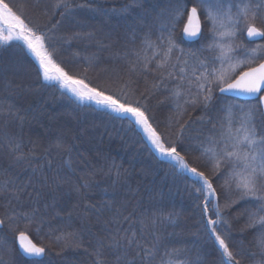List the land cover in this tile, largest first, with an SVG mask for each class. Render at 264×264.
Instances as JSON below:
<instances>
[{"label":"trees","instance_id":"trees-1","mask_svg":"<svg viewBox=\"0 0 264 264\" xmlns=\"http://www.w3.org/2000/svg\"><path fill=\"white\" fill-rule=\"evenodd\" d=\"M6 2L19 6L18 14H23L26 22L43 25L47 21V17L41 14L43 9L35 6V0ZM53 2L54 0H41L42 4L50 5ZM88 2L90 0H69L71 4ZM139 2L144 4V8L135 6L137 0H95L93 7L99 11L87 8L70 10L57 26L55 35L48 33L51 37V42L46 41L48 50L58 56L61 67L69 75L85 79L86 83L92 87H100V90L108 87V94L120 91L123 88L122 81H109L100 69L108 65L123 68V61L117 60L114 53L122 54L132 35L139 37L142 35V27L152 26L150 20L138 26L144 9L147 8L154 16L160 9L168 7L170 0ZM125 5L130 7L125 10ZM191 6L190 3L189 8ZM201 16L204 20L203 13ZM59 19L61 18L57 14L55 20ZM81 21L85 23L81 24ZM185 21L186 18L176 25V44L186 52H197L201 59L205 56L210 59L212 53L205 52L201 55L198 51L209 42L205 33L195 42L183 38ZM257 26L261 27V24L257 22ZM77 31L110 34L112 50L99 51L83 40H72L69 43L68 37ZM152 38L155 39V35ZM242 40L246 45H254L246 39ZM259 43L264 45V39ZM93 54L99 60L90 64L89 59ZM263 58L264 55L255 63ZM220 66L219 63L214 65L218 69ZM38 68L35 57L21 41H11L8 44L0 42V216L6 220V228L10 223L7 216L12 214L13 209L27 211L32 207L37 208L38 215L31 223L25 219H16V225L26 226L17 231H27L38 242L51 238L49 240L55 241L56 251L55 254L49 251L43 260L27 259L20 254L15 241L12 240V245L8 247L5 238L3 252L7 247V253H0V264H3L1 257L9 256L11 260L10 263L7 260L8 264H95L94 252L98 241L107 243L109 232H114L117 227L112 222L113 211L117 209L123 215L134 211L137 216L151 214L159 217L155 230L159 236L158 242L163 245L161 254L165 248H187L192 250V254L197 249L211 251L213 240L204 234L200 210L196 207L200 202V194L195 191L200 187L197 178L191 173L174 169L165 158L155 152L146 138H141L139 128L131 125L128 119H117L114 113L108 114L91 102L80 101L56 82L44 80L42 73L37 72ZM241 70L243 69L240 68L235 73L238 74ZM151 82L152 77H149L148 86ZM144 88L145 82L140 81V91ZM164 95L167 92L153 96L150 100L154 113L153 126L162 135L165 130L169 133L176 131L175 126L165 129L172 108L168 102L157 104ZM217 96L220 104H237L245 108L254 107L258 102L239 100L219 93ZM188 111L193 118L202 114L199 108H189ZM5 131L18 138L24 152H29L38 145L36 158L31 160V166L28 161L13 159L10 149L6 147ZM172 138H175L174 135ZM58 142L64 147L58 149ZM165 143L167 144V140ZM177 151L185 156L189 167L197 168L212 180L220 197V207L223 208L225 190L219 187L225 179L222 171L215 176L212 174V164L207 157L201 155L195 142L190 151H184L179 146ZM46 161H50L51 165L46 164ZM36 165L41 167L34 172ZM58 176L62 181H59ZM8 179L14 182L13 187L9 192H4L2 186ZM84 181H88L86 188L83 187ZM29 182L31 186L22 187L17 200L11 193L17 191L16 186L28 185ZM212 203L215 204L216 201L213 200ZM21 204L24 205L23 209L18 207ZM47 205L50 208H46ZM91 205L95 207H89ZM247 207L248 205L240 203L230 210L223 209L221 216L231 224L232 239L242 250V256H237L240 264H255L261 256L253 242L252 232L242 234L239 230L245 221L242 217L236 219ZM121 223L123 228L129 227L128 223ZM68 233L75 234V243L65 235ZM229 246L233 247L232 242H229ZM104 253V258L112 264L115 251L105 248ZM209 259H215V253Z\"/></svg>","mask_w":264,"mask_h":264},{"label":"snow or ice","instance_id":"snow-or-ice-1","mask_svg":"<svg viewBox=\"0 0 264 264\" xmlns=\"http://www.w3.org/2000/svg\"><path fill=\"white\" fill-rule=\"evenodd\" d=\"M94 3L95 0L85 4L54 0L49 5L35 0V6L43 9L41 14L47 17V21L41 25L26 22L23 14H18L19 6L0 0V42L8 44L11 41H21L35 57L39 65L37 72L42 73L44 80L56 82L80 101L91 102L108 114H116L117 119H128L131 125L139 128L141 138H146L155 152L165 158L174 169L196 177L200 183L195 191L200 194V202L196 207L200 210L201 227L214 245L211 251L197 249L194 254L187 248H165L161 254L163 245L158 242L159 236L155 230L159 217L151 214L137 216L134 211L123 215L117 209L112 216V222L117 227L114 232H109L107 243L98 241L94 252L95 264H109L104 258L105 248L113 249L116 253L112 264H240L237 256H242V250L232 239L231 224L221 216L223 209L230 210L240 203L248 207L236 217H242L245 221L239 231L242 234L252 232L253 242L261 256L255 264H264V60L253 67V60H239L236 56L241 51L252 56L264 55V45L257 44L255 48L248 49L242 42V38L249 39L251 43H255L251 38L264 39V0H196L194 3L193 0H170L169 6L160 9L154 16L145 8L139 17L138 26L149 20L152 26L142 27V35L139 37L132 35L122 54L114 53L117 60L123 61V68L108 65L100 69L109 81L123 83V88L112 94H108V87L100 90V87H92L86 83L85 79L69 75L53 59L46 43L51 42L48 33L55 35L57 26L70 10L87 8L99 11L93 7ZM190 3L192 6L189 8ZM135 6L144 8L139 0ZM124 7L126 10L130 6ZM202 13L209 42L198 51L201 55L205 52L212 53L210 59L207 56L201 59L194 51L186 52L175 42L176 25L184 18L186 26L182 35L186 33L199 37ZM57 14L61 19L55 20ZM257 22L261 27H257ZM153 35L155 39L152 38ZM72 40H83L99 51L112 50L110 34L77 31L68 37L69 43ZM105 40L110 42L104 43ZM98 60L93 54L89 63ZM217 63L221 65L219 69L214 67ZM225 64L243 70L229 75L223 71ZM149 77H152L150 86ZM140 81L145 82L143 91H140ZM163 92H167V95L158 100L157 104L168 102L172 108L165 129L173 126L176 128L175 133L165 130L164 135L153 126L154 113L150 104L153 96ZM228 92L256 96L257 105L245 108L237 104H220L217 93ZM189 108H199L202 114L193 118ZM4 136L13 159L28 161L31 166V160L36 158L38 145L29 152H24L22 143L14 134L5 131ZM193 142L201 155L207 157L212 164V174L215 176L222 171L225 175L224 183L219 185L225 190L223 208L220 207V197L212 180L197 168L189 167L185 156L177 151L178 146L184 151H190ZM56 147L61 149L64 146L58 142ZM46 164L50 166L51 162L46 161ZM40 167L36 165L33 171ZM13 183L8 179L2 190L9 192ZM30 186L31 182L16 186L17 191L11 194L18 200L21 188ZM87 186L88 181H84L83 187ZM213 200L216 201L215 204L212 203ZM18 207L23 209L24 205ZM37 215L38 209L35 207L27 211L13 209L12 214L7 216L10 222L8 228L15 233L18 229L15 223L17 218L31 223ZM121 222L128 223L129 227L123 228ZM5 223L6 220L0 218V228ZM65 235L75 237L74 233ZM15 240L28 256L42 259L45 254V248L33 243L25 231H19ZM229 242H232L233 247L229 246ZM213 253L215 259H209Z\"/></svg>","mask_w":264,"mask_h":264},{"label":"rangeland","instance_id":"rangeland-1","mask_svg":"<svg viewBox=\"0 0 264 264\" xmlns=\"http://www.w3.org/2000/svg\"><path fill=\"white\" fill-rule=\"evenodd\" d=\"M205 21V18H204V20H203V22ZM205 27H206V25H205V22L203 23V33H205ZM208 27H210V25L208 26ZM205 35H207L206 33H205ZM208 36V35H207ZM202 38V37H201ZM196 41V40H195ZM194 41V42H195ZM242 42H243V44L244 45H246V42H244L243 40H242ZM257 44H260V45H263V44H261V43H259V42H257V43H255V46H249V45H246V47L248 48V49H251V48H255L256 47V45ZM49 51V50H48ZM49 52H51L52 54H53V59L58 63V64H60V66H61V62H60V60H59V58H58V56L57 55H54V52L51 50V51H49ZM236 56H237V59H239V60H248V59H251V60H253V63L260 57V56H262V55H260V56H252V55H250V54H247V53H245L244 51H241V52H238L237 54H236ZM234 63H235V61H234ZM252 63V64H253ZM221 67V66H220ZM240 69V67H236V68H233V67H230L229 65H227V64H225L224 66H223V71L225 72V73H227V74H229V75H231L233 72H236L237 70H239ZM73 175V177H75V174H72ZM58 179H59V181H62V178L60 177V176H58ZM75 191V190H74ZM74 203H75V194H74ZM31 207H32V205H31ZM46 208H50V206L48 207V205L46 206ZM18 226V225H17ZM24 227H26V226H24ZM24 227H20V226H18V228H24ZM6 229L7 230H9V231H11L9 228H8V226L6 227ZM2 232L3 231H0V253L2 252V254H5V253H7L6 251H7V247H5L6 248V251L5 252H3V250H4V248H3V243H2V241L5 239V238H7L9 235L8 234H2ZM66 238V237H65ZM49 239H51V238H49ZM48 238H45L44 239V241H39V242H41V243H43V244H46L47 246H49V248L51 249V250H49L50 252H52L53 254H55V251H56V249H55V244H54V240H49ZM69 239H70V241L71 242H73V243H75V237H72V236H69ZM49 241L53 244H51V243H49ZM50 244V245H49ZM58 247H61V245H59ZM49 254V253H48ZM1 259H2V263L3 264H8V262L10 263V260H11V258H10V256L8 257V258H6V257H1ZM7 260H8V262H7ZM7 262V263H6Z\"/></svg>","mask_w":264,"mask_h":264},{"label":"water","instance_id":"water-1","mask_svg":"<svg viewBox=\"0 0 264 264\" xmlns=\"http://www.w3.org/2000/svg\"><path fill=\"white\" fill-rule=\"evenodd\" d=\"M200 21H201V33H200V35H199V37L197 38V37H192V36H190V35H188V34H183V37H184V39L185 40H187V41H195V40H198L200 37H201V35H202V31H203V26H202V20H201V17H200ZM185 26H186V22H185V24H184V27H183V29L185 28ZM182 29V30H183ZM251 39H254L255 41L256 40H260L261 38H251ZM249 40V39H248ZM224 95H227V96H231V97H235V98H239V99H256L257 97L256 96H251V95H238V94H236V93H234V92H228V93H223ZM27 235H28V237L31 239V241L33 242V243H35L38 247H42V246H40V245H38L33 239H32V237L28 234V233H26ZM18 236V235H17ZM18 245V244H17ZM18 248H19V246H18ZM44 248V247H43ZM19 251L22 253V255L23 256H25L26 258H35V257H31V256H28V255H26L24 252H23V250L22 249H20L19 248ZM45 253H46V250H45ZM45 256V254L43 255V257ZM42 257V258H43Z\"/></svg>","mask_w":264,"mask_h":264},{"label":"bare ground","instance_id":"bare-ground-1","mask_svg":"<svg viewBox=\"0 0 264 264\" xmlns=\"http://www.w3.org/2000/svg\"><path fill=\"white\" fill-rule=\"evenodd\" d=\"M2 216V215H1ZM0 216V218H2ZM7 227V226H6ZM0 231H3L2 234H8L9 236L7 237L6 241H7V246L9 247L10 245H12V240L15 241L16 243V240H15V237L18 235L19 231L17 232H13V231H9L7 230L5 227L3 228H0ZM3 244H5V241L3 240L2 241ZM6 245V244H5Z\"/></svg>","mask_w":264,"mask_h":264}]
</instances>
